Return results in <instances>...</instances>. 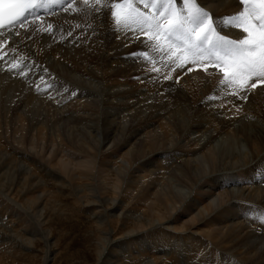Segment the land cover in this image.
<instances>
[{
  "label": "bare ground",
  "instance_id": "1",
  "mask_svg": "<svg viewBox=\"0 0 264 264\" xmlns=\"http://www.w3.org/2000/svg\"><path fill=\"white\" fill-rule=\"evenodd\" d=\"M116 2L120 0H103L102 14H97L90 6H84L83 0L75 5V13L65 12L67 5L60 2L57 3V10L40 8L38 13L35 11L38 19L27 17L23 27L17 25L15 28L0 31V264H5L4 256L8 253L5 250L7 239L2 233L13 224L16 225V228H13L15 236L19 235L20 231L25 233L21 239L23 238L24 242L29 241V246L34 237H39L48 247V233L51 231L43 230L41 222L45 223L43 215L46 210L49 211L50 197L44 192L41 183L49 181L43 177L40 183L36 175L28 171L30 165L41 169L35 155L45 159V154L49 155L48 163L58 167L55 173H60L58 175L63 177L60 182L59 178L52 177V181L58 185L68 184L67 189L74 203L84 205L83 210L87 209L85 213L92 220L91 224L94 225L101 247L98 252L100 264L137 262L146 257L152 259L155 254L148 250L161 242L167 247L165 254L161 253L162 257L170 264H218L215 250L226 256H239L241 259L239 258L238 264H264V228L258 219L259 214L264 213V188L261 191L257 189L251 197L245 199L241 196L235 197L238 190L233 178L234 171H237V177L243 184H264V87L249 91L248 101H241L214 91L220 79L216 72L202 70L189 73L187 68L193 66L187 65L169 71L172 76L167 85L169 89L165 87L163 95L157 93L158 95L153 97L155 100L150 102L151 107H145L144 102L152 97L140 89L123 90L119 88L122 84L114 82V79L144 77L142 89L156 91L161 88L160 83H165L164 73L160 72L159 76L149 73L150 64L144 65L142 71L139 63L132 62L133 66L120 61L119 54H126L127 50L137 51L141 45L139 42L130 43V38L125 37L123 33L121 38L117 39L109 26L110 23L114 25L110 8L111 4ZM136 4L143 9L140 0H136ZM182 6L183 0H180L178 7ZM204 7L217 18L220 35L232 40L243 38L244 33L240 29L225 25L227 18L243 10L239 0H204ZM89 22L95 26L92 31L88 30ZM49 24L52 25L51 32L47 30ZM57 27L65 29L60 38L53 37ZM73 37L83 43L79 48H59L60 44ZM126 43L128 46H125ZM2 45L6 47L3 49ZM31 48L34 51L31 52ZM12 51L21 54V60L25 62L24 69L35 66L36 60L52 71L59 72L54 65L47 64L46 58L50 56L56 65L65 62L63 67L60 65V73L64 74L70 83L88 87L98 93V97L89 104L73 108L79 116L64 120V117H61L62 112L51 110L50 117L40 119L38 109L43 106L49 111L51 107L36 100L30 91L25 90L18 75L14 78V74L9 78L8 74L15 72L6 70L14 63L10 54ZM36 65L50 79L57 76L46 67ZM86 65H90V71L84 70ZM98 67H101L104 74L102 85L99 84L96 72ZM46 83L44 80L39 85L42 88ZM178 88L182 91H177ZM34 90H37V86ZM183 90L186 94L181 93ZM45 92L48 91H40L41 94ZM102 94L104 97L101 101ZM212 95H216V102L209 100ZM15 97L16 101L11 104V99ZM138 97H142V100L139 101ZM221 97L223 104L220 103ZM72 99L78 103H86L88 100L84 95H75ZM36 101H39L38 106ZM131 101L135 103L129 104ZM186 103L191 107L190 115L186 116L185 121L181 123L175 117L168 120V114L177 111L181 104V108L185 107ZM195 105L198 106L193 107ZM115 107L121 108L122 112L115 110ZM96 108H101V116L100 110ZM146 111H149L148 115H144ZM241 111L246 113L244 118L241 117ZM67 112H71V109ZM236 114L243 122L238 130L234 128L233 123L239 121L227 119ZM99 118L104 122L100 125L101 129L98 126ZM129 120L131 123L125 126ZM158 121L163 122L165 126L163 134ZM61 122L63 123L59 124ZM94 123L97 124L93 125ZM58 124L65 125L63 135ZM256 124L262 126L263 130L257 133L258 136H253L246 129ZM212 127L216 129V136L210 134ZM80 129L82 131H76ZM204 129L208 131L198 135ZM224 129L230 130L234 137H242L245 142L238 144L239 155L232 152L229 163L227 159L222 158L223 155H218L216 149V141ZM99 132L102 140L101 150L95 141ZM74 133L78 134L80 139H76ZM143 135H148L147 142L142 139ZM89 137L94 140L93 146L90 145ZM188 138L190 139L187 144L193 147V150L187 153V160L191 159L184 160L185 168L181 169L177 161H181L182 156L177 155L180 154L179 151L173 152L179 150L178 141ZM218 142L221 148L226 139L221 137ZM11 144L29 147L35 152L32 153L34 157L21 153L23 156L18 160L17 154L7 148ZM173 145L177 148L172 150ZM245 145L251 148V152H246ZM25 152H28V149ZM163 159L167 160V163H164ZM42 171L45 172L44 169ZM186 185L189 189L187 193L184 191ZM208 194L210 197L202 200ZM118 198V204L110 212L101 211L103 204L109 207L111 202L115 205ZM163 222L172 226L162 224ZM27 223L34 229L29 228ZM194 227L197 230L207 228L208 231L203 234L206 236L199 234L198 237L191 238L189 245L187 242L182 245L183 238L178 235L175 239L172 236L165 239V235L153 236L156 232L175 234L176 231H190ZM116 235L123 237L117 240ZM143 238H151L152 246L145 245ZM15 239L20 240L18 236ZM22 240L20 242L24 243ZM202 242L210 244L199 245ZM49 251L45 254L44 264L50 261ZM114 251L115 255L111 257V252ZM141 262L157 264L156 260L152 263L144 260Z\"/></svg>",
  "mask_w": 264,
  "mask_h": 264
},
{
  "label": "rangeland",
  "instance_id": "2",
  "mask_svg": "<svg viewBox=\"0 0 264 264\" xmlns=\"http://www.w3.org/2000/svg\"><path fill=\"white\" fill-rule=\"evenodd\" d=\"M92 29H95V26L93 24H91V22H89L88 30L92 31ZM64 31H65V29L63 27L62 28H59V27L55 28V34L53 37H57V38L62 37ZM73 31L74 32L76 31L75 26L73 28ZM88 36H87V38H88ZM82 44L83 43L81 42V40H79L76 37H73L72 39L64 41L62 44H60L59 48L74 49L75 50V49L79 48ZM29 46L31 47V44H29ZM30 51L32 52V51H34V49L31 48ZM127 53H129V50H127ZM10 54H11V56H12L11 58L13 59L14 62H20L22 64V66H24L25 62H23L21 60L23 57L21 56V54H19V52H16V51L13 52L12 51ZM105 54H106V52H105ZM126 54H119L120 55V61H123L127 64H131L134 66V64L132 63L131 60L125 59ZM106 55L104 57H106ZM46 62L49 65H54L55 69H57V71H59V72H54L49 67H47L46 65L41 64L40 62L35 60V66L26 67L24 69L25 72H28L29 68L31 69L26 77H21L17 72H14L12 74H8V76H9V78H11V75L16 74V75H14V78H15V76L18 75L19 80L21 81V85L23 86V88L25 90L30 91L31 94L33 96H35L36 100L42 101L47 106L51 107V109L49 110L50 112L45 110V109H48L47 107L41 106L40 107L41 112H40V109H38L40 119L43 120L44 118L46 119V118L50 117L51 110H54L57 113L62 112L63 114L61 115V117L63 116L64 120L69 119L70 117L79 116V113L76 111V109H73V108H78V107H81L82 105L89 104L90 102H93L95 100V98L98 97V93L94 92L93 90H90L88 87H83L80 85L70 83L67 80V78L65 77V75L60 73L62 71L61 66L63 67L65 62H64V64L62 62H59V64L61 66L56 65L54 63V61H52L50 56L48 58H46ZM36 64H38L39 67H42V66L46 67L47 70H49L51 73H53L57 76L55 78L50 79L49 77H47V75L44 74V72L42 70H40L37 67ZM47 70H46V72H48ZM84 70L90 71V65H86L84 67ZM96 72L98 73V80L100 81L99 84L102 85L103 84L102 79H103L104 74L101 72V67H98ZM161 72L164 73V70H161ZM40 77H44V80L47 81L46 84L51 85L50 90L48 92L43 93V94H41L40 91L44 89L46 84L41 88V90H39V91L34 90L35 87L41 82ZM134 77L135 76H132L129 79L119 77V78H115L114 82L122 84L119 86V88H121L123 90L133 91L134 89H137V90L140 89L143 91V93L147 94L149 97H152V98L148 97L149 99L146 102H144L145 107H148V106L151 107L150 102L155 100V98H153V97L155 95L157 96L158 95L157 93H159L160 96H162L163 95L162 92L165 91L166 89L167 90L169 89L167 87V85L171 82L170 80H165L166 84L160 83L161 88L159 90L149 91L147 88L142 89L144 87L143 82L139 81V79H135ZM13 79H11V80H13ZM86 79H88V78H86ZM160 80H162V78ZM177 81H179V80L177 79ZM177 84H179V82H177ZM24 85H26V86L24 87ZM172 86H171V88H172ZM165 87H166V89H165ZM115 88L116 87H113V89H115ZM177 91H182V89L178 88ZM181 93L186 94L185 90H183V92H181ZM75 95H84L85 98H87L88 100L86 103H78L74 99H72V97ZM103 97L104 96L102 94L100 97L101 101L103 100L102 99ZM16 98L17 97H15V99H11V101H12L11 104H13L16 101ZM137 99H139V101H141L142 97H138ZM39 101H36L35 104L36 105L39 104L38 103ZM134 103H135L134 101L133 102L131 101L129 104H134ZM181 105L178 106L179 107V109L177 110L178 112L174 111V112H172L166 116L168 118V120L175 117V119L179 120V122H181V123L183 120L185 121L186 116L190 115V107L191 106H188V104L186 103V106L181 108L182 107ZM37 106L31 105V107H34V108H37ZM197 106L198 105H195L193 107H197ZM175 107L176 106H174V108ZM69 109H71V112L68 113L67 111ZM96 109L100 110V116H101V108H96ZM115 110H119L120 112H122V109L119 107H115ZM148 112L149 111H146L144 113V115H148L149 114ZM244 113L245 112L241 111V114H242L241 117H243L246 114V113L245 114ZM128 115H130V113ZM238 117L239 116L237 114L234 116L231 115L229 118L226 117L227 119H230L231 121L236 120V121L240 122L239 123V122L235 121L237 124L239 123L238 125L236 123H233L234 128H236L237 130L240 129L241 123H243V122H241L242 118H240V120H241L240 121ZM93 119H96V117H93ZM99 120L100 121L98 122V126H100L101 123L104 124V122L102 121V118H99ZM110 120L111 119H109V121ZM62 123L63 122H61L59 124H62ZM129 123H131V120H129L125 126H128ZM162 123L163 122H160V121L157 122V124L160 126V128L162 130V134H163L165 131V126ZM59 124H58L59 131L63 135V133L65 131L63 129L64 124L63 125H59ZM96 124L97 123H94L93 125H96ZM235 125L239 128H237ZM89 126H91V124ZM141 126H143V122L141 123ZM121 127H123V126H121ZM206 127H208V125H206ZM58 128H55V129H58ZM99 128L101 129L102 127L100 126ZM250 128H251V125L248 126L247 129L246 128L245 129H246V131H248L249 134H251L253 136L254 135L258 136L257 133L259 131H261V129L263 130L264 127L262 128V126H260L259 124H256V125L252 126L251 129ZM208 129H209V127H208ZM208 129L202 130L198 135H202V134L206 133L208 131ZM215 130H216L215 127H212L210 129L211 136H216L217 132ZM76 131H82V130L80 129V130H76ZM98 131H100V130H98ZM100 132H99V136L96 137L97 139L95 138L96 143H98L97 145L99 146L98 147L99 150H101V148H102V144H101L102 140H101ZM46 133H47V131H46ZM93 133L94 132L92 131L91 134H93ZM221 133L222 134L219 137L218 141H220V139L222 137V138L226 139V142L224 143L223 146H221V148H219L220 143L218 141H216V143H217L216 149L218 150V155H220V156L223 155L222 158L224 160L227 159L226 161H227V163H229L232 152L239 155L240 149H237L238 144L239 143L245 144V142L242 141V137H234L232 135L231 131L228 129H226V131L224 129ZM77 135L78 134H76V133L73 134V136L76 139H78V138L80 139V137ZM147 136L148 135L142 136L143 137L142 139L146 140V142L148 139V138L146 139ZM89 139L88 140L90 141V145L93 146L94 145L93 138L89 137ZM189 139L190 138L185 139L184 141L183 140L178 141L177 144H179V150H175L173 152V153H177L176 151H179L180 154L177 153V155L182 156L181 161H177V165L180 166L181 169L185 168V166H183V165L185 164L186 161H189L191 159V158H189L187 160V158L189 157L187 155V153L189 151L193 150V147L188 146V144H187ZM216 143H214V145ZM108 147H109V144H108ZM108 147H106V149ZM7 148H10V152H12L13 154L14 153L17 154V156H16V154H15V156L18 160H21V157L23 155L24 156L30 155V156L34 157V155H32V153H35V152H33L29 147H26V146L22 147V146L17 145V144H13V145L11 144L10 147H7ZM7 148H6V151H7ZM175 148H177V147L174 145L171 146L172 150ZM26 149H28V152H25ZM54 149H56V147ZM249 151L251 152V148L246 146V152H249ZM21 153H23V155H21ZM39 155L43 156L44 154H39ZM35 159H37V162L40 164V166L42 168L36 169L33 165H30V169L28 168V171L34 173V175H36V177L38 178L40 183L43 181V179H42L43 177H44V180L49 181L45 184H43V182L41 183V186L44 189V192H46V194L50 197L49 198V204H48L49 211L46 210L45 215H43L45 223L43 221L41 222V224H42L41 228L43 230H46L48 232L51 231L50 233H48L49 234L48 242H47L48 247L45 245L44 242H42L41 239H39V237H36V238L34 237L32 244L29 246V244H30L29 241L24 242V240H22L25 236V233L22 234L21 231H20L19 235H16V236H18V238H20V240H22L24 243L20 242V240H16L15 239L16 236L14 234L15 229H13V228H16V225L13 224L11 228L10 227L5 228L6 231L4 233H2V235L4 237H6V239H7V240H5L7 242V244H5V250L8 253L4 256L5 264H44L43 260L46 257L45 254L48 250H50L49 255H51V256H49L50 261L48 264H100L101 261L98 259L99 258L98 252L101 250V247L98 244V236L96 235L94 225L91 224L92 220L89 219L88 214L85 213V210H87V209L84 208V210H83L82 206H84V205L79 206L78 204L74 203L75 201L73 200L72 197H70L69 189H67L68 184L64 183L63 185H61V184L58 185V183L56 184L55 182L52 181V179H53L52 177L59 178L58 182L62 181L63 177L61 175H58L60 173H58V174L55 173L56 171H58L57 170L58 167H54V165H51L48 163L49 155L45 154V159H42L41 156L35 155ZM27 160H29V159H27ZM184 160H186V161H184ZM163 162L167 163V160L163 159ZM23 167H26V166H23ZM42 169H44L45 172H48V174L43 172ZM191 173L194 175L193 171ZM236 173H237V171H234V175H233L234 181H236V183H237L236 190H238V192L235 193V197L241 196L242 198L245 199V198L251 197L257 191V189L259 191H261L264 188L263 187L264 184L262 185L260 183L259 184L258 183L253 184V183L247 182L246 184H243V181L238 179V177H237L238 174H236ZM37 175L38 176L40 175V176L38 177ZM257 185H259V187ZM187 187L188 186L186 185V187L184 189V191L186 193L189 190ZM192 193L194 194L193 191H192ZM193 194H191L192 197H194ZM208 197H210V194H208V196L204 197L202 200H205ZM258 197H259V195H258ZM259 199L257 198V200H259ZM90 200H92V199H90ZM116 201L117 202H115V205L110 202L109 207L106 204H103L102 206L104 208H102V209H104V210L101 209V211H103L104 213L110 212V210L113 209V207H116V205L118 204L119 198H118V200L116 199ZM242 203L243 202H240V204H242ZM203 205H205V204H203ZM263 205H264V203H263ZM51 208H52V210H51ZM187 217H189V216H187ZM4 219L7 220L8 218H4ZM27 224L29 225V228L34 229V227L30 223H27ZM162 224H166V223L163 222ZM166 225L170 226V227L172 226V224H166ZM0 227H2V226H0ZM196 230H197L196 227H194V228H191L190 231L189 230L188 231L179 230L180 232L176 231L175 234L170 233V232H165L163 234H161L160 232H156L153 234V236L159 237L160 235H165V239L166 238L170 239V238H168L170 236H172V238L175 239V237L178 235V237L183 238L181 241L182 245L184 242H187L189 245L190 244L189 242L190 241L192 242L191 238H193V237L196 238L199 236V234H202L201 236H206L203 234L206 233V231H208L207 228L202 229L203 231H205L202 233H201L202 230L200 228L197 231ZM191 232L193 234L195 233L196 235L195 234L192 235ZM153 236H151V237H153ZM21 237H23V238L21 239ZM122 237L123 236H121V235L115 236L116 239L117 238L120 239ZM174 239L171 240L170 243H172L174 241ZM15 242H17L16 245L15 244L13 245V243H15ZM143 242L145 245L150 246V247L152 246V243H153L151 238H147V240L144 239ZM204 244H210V243L202 242L199 245H204ZM154 247L155 248H151L148 250V252H152V251L154 252V253H151V254H155L154 257L152 259H149V257H146V258H143L142 260H144V262L149 261L150 263H152L153 261L155 262V260H156L157 264L159 262L161 264H170L169 261H167L165 257H162V255L165 254L164 252H166L167 247L164 246V244L162 245V242L160 244H155ZM115 251L111 252V257H113L115 255L114 254ZM215 252H216L217 259H218L216 262H218V264H238V261L240 262L241 258L237 255H234V257H232V256L223 255L220 251L215 250ZM234 252H236V251H234ZM161 253H163V254H161ZM153 259H155V260H153ZM139 260H141V259H139ZM139 260L137 262H139ZM141 261H140V263H137L135 261H133V262L128 261L125 263L123 262V264H142L143 262H141ZM196 261H197V256H196Z\"/></svg>",
  "mask_w": 264,
  "mask_h": 264
},
{
  "label": "snow or ice",
  "instance_id": "3",
  "mask_svg": "<svg viewBox=\"0 0 264 264\" xmlns=\"http://www.w3.org/2000/svg\"><path fill=\"white\" fill-rule=\"evenodd\" d=\"M60 2L66 3L65 12L75 13V5L80 0H0V29L23 27L29 15L38 19L35 9H46ZM140 2L143 9L137 6L136 0L112 3L110 12L114 25L109 26L117 39L123 33L130 38V43L139 42L141 47L127 53L125 59L139 63L142 71L144 65L150 64L149 73L159 76L164 69L163 79L171 80L169 71L177 68L192 65L187 68L188 72L194 68L207 72L211 68L220 74L214 91L245 102L249 91L264 85V0H239L243 10L225 20L226 26L244 33L238 40L219 34L217 18L205 10L204 0H183L182 7H178L180 0ZM83 5L92 7L97 14L103 13V0H83ZM47 30L52 31L51 24ZM6 70L26 77L31 69L25 72L20 62H14ZM134 78L144 80V77ZM40 79L44 81V77ZM50 87L46 84L43 90L49 91ZM37 90H41V85H37ZM209 100L216 102V95ZM220 103L223 104L222 97ZM258 219L264 228V213H260Z\"/></svg>",
  "mask_w": 264,
  "mask_h": 264
}]
</instances>
